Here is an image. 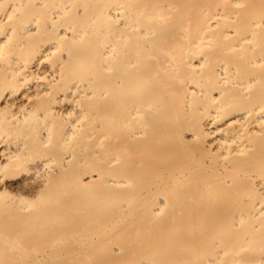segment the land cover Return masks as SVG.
Instances as JSON below:
<instances>
[{
	"label": "bare ground",
	"instance_id": "6f19581e",
	"mask_svg": "<svg viewBox=\"0 0 264 264\" xmlns=\"http://www.w3.org/2000/svg\"><path fill=\"white\" fill-rule=\"evenodd\" d=\"M0 264H264V0H0Z\"/></svg>",
	"mask_w": 264,
	"mask_h": 264
}]
</instances>
